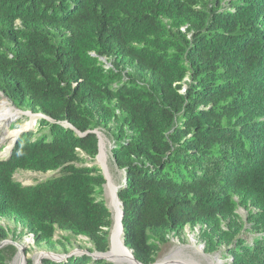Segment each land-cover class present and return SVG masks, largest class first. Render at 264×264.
Wrapping results in <instances>:
<instances>
[{
    "label": "trees",
    "instance_id": "obj_1",
    "mask_svg": "<svg viewBox=\"0 0 264 264\" xmlns=\"http://www.w3.org/2000/svg\"><path fill=\"white\" fill-rule=\"evenodd\" d=\"M0 92L52 119L0 158V220L22 227L0 224V244L28 234L49 251L79 237L110 249L106 178L87 164L98 130L124 173L123 239L137 260L156 262L189 227L225 264H264V0H0ZM18 170L59 172L24 185ZM17 252L0 247V264Z\"/></svg>",
    "mask_w": 264,
    "mask_h": 264
},
{
    "label": "rangeland",
    "instance_id": "obj_2",
    "mask_svg": "<svg viewBox=\"0 0 264 264\" xmlns=\"http://www.w3.org/2000/svg\"><path fill=\"white\" fill-rule=\"evenodd\" d=\"M3 98H5L9 102V105L13 108V110L16 111V112H14L15 115L13 116V118L9 122H3L0 125V158L7 159L9 157V154L5 155L4 152H5V148L8 146V143L10 140L4 139L6 132L9 130H13V129H20L21 125L23 126V123H25L29 120H34L33 122H36L35 125L32 126L29 130L34 129L33 131H37V129H38L37 119L38 118L36 119L33 116L29 117V116H27V114L21 113L18 110V107H16L6 96H3L0 93V101ZM103 137L105 140V150H106V154H107V163H108V167H109V172L112 176L113 181L117 185L121 186L123 183V180H124V173H123V171L119 170L116 167V165H114V163L112 161L111 153H110V148L112 147V143L109 141V139L106 136L103 135ZM87 164L97 165V166L101 167V164H100V161L98 158H95L94 160H91L90 158H88ZM58 172L59 171H49V172L44 173V172H35V171H30V170H18L14 174V178L24 185H34V184H37L41 181H44L50 177L57 175ZM108 195H109V193L107 190V185H104V197L106 199V203H107L108 207L113 211V209L111 208V205H110V197ZM238 212L242 215V217L244 219H246L247 213H246L245 209L239 208ZM0 224L8 225V226H10V228H17L18 232L22 231V227L19 225L16 227V225L12 221L0 220ZM186 228L187 229H186L185 233L183 234L184 241H180L179 238H177V237H172L167 244L162 246L158 259H163L164 257L171 255L172 251L177 250V249L182 250L183 253H185V255H187V256L192 254V252L194 251L191 248V246L193 247L195 245L196 247H198L200 249V247L203 245V243L200 242L199 239L197 238V233L199 232V228L196 229L195 231H191L189 227H186ZM62 234H65V233L62 231H57L55 238L58 239L60 237V235H62ZM247 236L249 237V239L252 238L251 234H247ZM10 240H12V239L10 238ZM72 241L74 242L73 247H72L73 249L71 250L72 252L73 251H83V252H86L87 254H88V252L94 253V252H91L88 250V248L92 247V244L90 242H87V238H85V237H79L76 239L72 238ZM15 242L23 245L24 252H25L26 264H29L28 263L29 260L32 261V264H44V260L46 258H42L40 261L38 260L37 263H36V260L39 259L41 252H43V251L48 252L49 250L36 246L34 244V239H32L31 235L23 234V236L21 237V240L15 241ZM50 252H55V251H50ZM56 253H60V252H56ZM194 257L196 259H201L206 264H210L209 262H214L216 264L218 261H221L222 264H225L226 262H228L230 260V257L221 256L220 252H215L212 254L207 253L208 260L203 255L197 256V257L194 256ZM10 262H11V264H18V262H20L19 256L16 254L12 259H10Z\"/></svg>",
    "mask_w": 264,
    "mask_h": 264
},
{
    "label": "water",
    "instance_id": "obj_3",
    "mask_svg": "<svg viewBox=\"0 0 264 264\" xmlns=\"http://www.w3.org/2000/svg\"><path fill=\"white\" fill-rule=\"evenodd\" d=\"M102 59L103 60H106L105 57H103ZM0 93L4 96V94L2 92H0ZM18 110L21 113L27 114V116H29V117L30 116H33L36 119L37 118L44 117V118H47L48 120H52L50 117H48L46 115H43L42 113H33L32 111H24V110H21L19 108H18ZM65 125L71 126L68 122H65ZM25 131H27V130L22 131L20 133V135L23 132H25ZM89 132H95L98 135V138H99V153H98V155H97L96 158L99 159V157L102 154V152L104 153V158H103L104 164H102L100 160L99 161H100V164H101L102 173L104 174V176L106 178L105 185H107V187H108L111 182L113 184L115 182L113 181L112 176H111V174L109 172V167H108V163H107V154H106V150H105V140H104V137H103L102 133L100 131H98V130L88 131L87 133H89ZM20 135H18V137ZM81 135H83V134H81ZM18 137L13 142L11 151L9 153V157L11 156L12 149H13L14 145L16 144ZM115 186H116V190L114 192V199L117 202L118 207H114L113 208V211H114V224H113V228H112V230L110 232V237H109L110 249L108 251H106V252H94V253H89L88 252V254L90 256L94 257V258L105 259V260H108V261H111V262H114V263H117V264H120V263L117 262V261L112 260L113 257H115V258L116 257L117 258H121V259L127 261V263H129V264H143L142 262H140L139 260H137V258L135 257V255L133 253V250L130 249L129 247H127L125 245V241L123 239V233H124V225H123L124 209H123V203L120 200L119 195H118V191H119V189H120L121 186L120 185H115ZM117 214H119V218L118 219H117ZM118 221H119V225H120L121 232L118 235V239L117 240L121 244V245L119 244V246L121 248H123V250H125L126 253H115L114 254L112 252L113 251V233H114V230L116 228V225H117V222ZM9 243H12V244L16 245V247L18 248L17 255L19 256L22 264H26L24 247L20 243H17L15 241H12V240L8 239V240H4L0 244V247L4 246L6 244H9ZM204 249H205V244H203L200 247V251L203 254V256H207V253L205 252ZM83 253H86V252H83V251H73L72 252L71 251L69 253H56V252H50V251H48V252L47 251H43V252H41V255H40V257H39L38 260L40 261L42 258H46V259H50V260H53V261H56V262H60L62 260L67 259L68 257L73 256V255H80V254H83ZM209 263L211 264V262H209ZM152 264H206V263H204L201 259L191 258V257L185 255V258L184 257H180V258L179 257H174V258H171L170 256H166L163 259H157L156 262H154ZM216 264H222V262L221 261H218Z\"/></svg>",
    "mask_w": 264,
    "mask_h": 264
},
{
    "label": "bare ground",
    "instance_id": "obj_4",
    "mask_svg": "<svg viewBox=\"0 0 264 264\" xmlns=\"http://www.w3.org/2000/svg\"><path fill=\"white\" fill-rule=\"evenodd\" d=\"M14 111L13 108L9 105V102L3 98L1 101H0V125L3 123V122H9L13 116L15 115L14 114ZM33 118V117H32ZM33 121L34 120H29L25 123H23V126L21 125L20 129H13V130H9L6 132L5 136H4V139H9V143H8V146L5 148V152L4 154L5 155H8V152L9 150L11 151V148H12V145H13V142L14 140L16 139V137L26 128H28L29 126H31L33 124ZM10 153V152H9ZM103 158H104V153L102 152V154L100 155L99 157V160L101 161L102 164H104V161H103ZM115 185H117L116 183H114ZM112 182L110 183V185L107 187V190H108V193H109V197H110V205H111V208L113 209L114 207H118L117 205V202L115 201L114 199V192L116 190V186L114 185ZM119 218V214H117V219ZM121 232V229H120V225H119V221L117 222V225H116V228L114 230V233H113V253H126L125 250H123V248H121L119 246L120 242L117 240L118 239V235L120 234ZM118 241V242H117ZM196 242V241H195ZM121 245V244H120ZM191 248L194 250L192 252V254L189 255V257L191 258H195L194 256H201L203 255L200 251V249L198 247H196L195 245ZM170 256L171 258H174V257H184L185 258V253H183L182 250L180 249H177V250H173L171 255H168ZM207 260H208V257L207 256H204ZM112 260L114 261H117L119 262L120 264H129L127 263V261L121 259V258H115L113 257ZM38 262V259L36 260V263ZM22 264L21 260L20 262H18V264ZM214 263V262H213ZM211 262V264H213ZM215 264V263H214Z\"/></svg>",
    "mask_w": 264,
    "mask_h": 264
},
{
    "label": "built area",
    "instance_id": "obj_5",
    "mask_svg": "<svg viewBox=\"0 0 264 264\" xmlns=\"http://www.w3.org/2000/svg\"><path fill=\"white\" fill-rule=\"evenodd\" d=\"M31 237H32V239H34L32 235H31Z\"/></svg>",
    "mask_w": 264,
    "mask_h": 264
},
{
    "label": "clouds",
    "instance_id": "obj_6",
    "mask_svg": "<svg viewBox=\"0 0 264 264\" xmlns=\"http://www.w3.org/2000/svg\"><path fill=\"white\" fill-rule=\"evenodd\" d=\"M2 159V158H1Z\"/></svg>",
    "mask_w": 264,
    "mask_h": 264
}]
</instances>
